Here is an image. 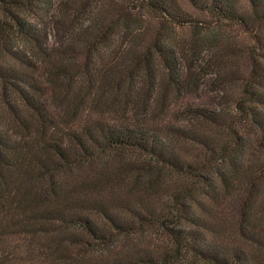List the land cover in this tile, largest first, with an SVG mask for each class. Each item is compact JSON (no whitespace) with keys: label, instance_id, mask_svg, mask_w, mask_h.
Here are the masks:
<instances>
[{"label":"trees","instance_id":"trees-1","mask_svg":"<svg viewBox=\"0 0 264 264\" xmlns=\"http://www.w3.org/2000/svg\"><path fill=\"white\" fill-rule=\"evenodd\" d=\"M38 1L0 0V264H264V0H187L201 33L179 0H115L51 16L54 44ZM224 23L253 45L213 52ZM176 47L203 76L246 58L234 114L184 99Z\"/></svg>","mask_w":264,"mask_h":264},{"label":"rangeland","instance_id":"rangeland-1","mask_svg":"<svg viewBox=\"0 0 264 264\" xmlns=\"http://www.w3.org/2000/svg\"><path fill=\"white\" fill-rule=\"evenodd\" d=\"M46 2L47 6H50L52 9V13L48 17H44L45 19V27L47 28L50 39L49 42L53 43L55 30L54 26L51 25V16L56 17H64L66 16L67 19L73 21V25H75V28L77 30L81 28H87L89 25V21H95V19H99L100 17L105 15V12L107 10V5L112 4L115 0H100V1H89V0H42ZM180 4L182 6V9L187 12L192 18L195 19V21H199L198 28H200V33L207 30V27L209 26L210 20L208 17H205L195 11L193 9L187 0H179ZM242 3H245V1L241 0ZM39 5H41V0L37 2ZM83 7L85 12L83 11L82 14L76 13V11L81 10ZM90 10V13L87 11ZM74 11V12H73ZM141 15L145 22L149 24L153 28H160L163 29L164 35L166 36L167 40L174 43L181 42L182 39L187 37L189 40L194 39L201 40L200 37L204 36L200 34H196L194 31H192V28H186V29H179V28H173L170 27L169 24L164 22L158 15L154 13H150L148 11H141ZM28 17H33L32 15H29ZM57 18V19H58ZM37 17H33L30 21L35 22ZM201 22V23H200ZM207 32V31H206ZM205 32V33H206ZM212 32H217V36L215 37V42H213L214 47L216 45L217 48H210L213 52H218V54L226 53L227 50L234 53H242L246 50L248 46H252V41L243 33L239 32L234 26L230 25L229 23L221 24L217 29L213 30ZM185 40V39H184ZM176 41V42H175ZM186 40L184 41V44L187 43ZM51 44V45H52ZM176 44V45H177ZM178 46V45H177ZM185 49H187L186 45L184 46ZM177 53L179 55V68H180V74L185 77L195 78V79H201L200 83V89L197 91V94H186V97L184 99H187V101L193 102L195 105H207L212 108H221L223 107V110L227 111L229 114H234L233 112V103L232 98L235 96L237 91L240 89L241 84V76L247 73V60L246 58H242V56L238 57V62H236L233 65H229V63H226L222 66V69H217L214 71H208L206 76H203L201 73V67L204 66V62L209 59L211 56V53L207 52L202 54L203 60L195 61L196 56L190 54L189 52H182V49L180 47H176ZM184 51V49H183ZM221 51V52H220ZM151 53V52H150ZM141 61H143L144 57L143 55L139 57ZM192 64V66H190ZM194 64V65H193ZM190 67H192L190 69ZM194 76L192 77V75ZM244 77V76H243ZM187 79V78H186ZM188 79V80H189ZM223 83V86L216 90L215 86L217 83ZM198 84V83H197ZM185 96V95H184ZM221 96V98H220ZM193 125L201 130H205V126L199 125L198 123L193 122ZM209 128V127H208ZM210 129V128H209ZM211 130V129H210ZM214 131V130H211ZM257 155V152L255 153ZM177 178L170 177L168 181L177 182ZM182 264H198L194 263L191 259L185 258L182 260ZM200 264V263H199Z\"/></svg>","mask_w":264,"mask_h":264}]
</instances>
